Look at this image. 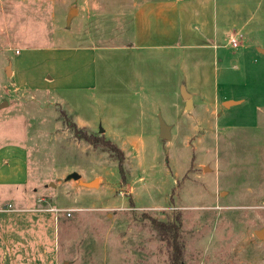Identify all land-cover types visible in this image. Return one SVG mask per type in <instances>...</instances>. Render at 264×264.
<instances>
[{
  "label": "rangeland",
  "instance_id": "374dc122",
  "mask_svg": "<svg viewBox=\"0 0 264 264\" xmlns=\"http://www.w3.org/2000/svg\"><path fill=\"white\" fill-rule=\"evenodd\" d=\"M153 1L0 0V148L27 154L0 186V264H169L152 219L178 220L180 264H264V0H214L218 46L188 81L166 49L130 50Z\"/></svg>",
  "mask_w": 264,
  "mask_h": 264
},
{
  "label": "crops",
  "instance_id": "0c3cea01",
  "mask_svg": "<svg viewBox=\"0 0 264 264\" xmlns=\"http://www.w3.org/2000/svg\"><path fill=\"white\" fill-rule=\"evenodd\" d=\"M213 8L214 0H162L138 5L133 12L134 43L131 42L130 48H134L130 50L152 52L158 48L166 49L169 54L178 58L179 68L184 72L185 81H188L186 59L189 56L191 62V51H214L218 46ZM86 48L91 53L100 50L96 46ZM201 55L197 53L195 57ZM199 60L195 61L198 63ZM17 72L10 62L12 81ZM47 79L52 81L51 76ZM180 91H187L184 84H181ZM26 157V151L19 143L5 144L0 148V186L25 183Z\"/></svg>",
  "mask_w": 264,
  "mask_h": 264
},
{
  "label": "trees",
  "instance_id": "16d2710c",
  "mask_svg": "<svg viewBox=\"0 0 264 264\" xmlns=\"http://www.w3.org/2000/svg\"><path fill=\"white\" fill-rule=\"evenodd\" d=\"M69 127L73 131L74 135L80 139H84L85 141L93 144V145H101L107 148L111 153L115 155L119 163V170L121 174H124L123 163H124V155L123 151L114 144L110 139L106 138L104 133L100 134H92L85 132L84 129L78 127L77 123L74 121H70L68 123ZM151 225L158 232L160 236H162L167 243L170 245L172 253L171 260L169 264H180L182 261V245L178 241L179 239V222L178 220L172 221H159L156 219L151 220Z\"/></svg>",
  "mask_w": 264,
  "mask_h": 264
},
{
  "label": "water",
  "instance_id": "95a60500",
  "mask_svg": "<svg viewBox=\"0 0 264 264\" xmlns=\"http://www.w3.org/2000/svg\"><path fill=\"white\" fill-rule=\"evenodd\" d=\"M73 10H71L72 13ZM70 16V15H69ZM68 16V18H69ZM67 18V19H68ZM262 52H264V50H262ZM182 94L185 97H188V94L185 93L184 91L182 92ZM190 102L189 98H187V105ZM232 103V101H226L225 104H229ZM168 127L164 124V122L162 121V119L160 120V135L162 138L167 139L168 138V132H167ZM100 131H102V129H100ZM69 178H72L74 180H78V182L82 185V186H90V185H94L97 183L96 179H93L91 181H83L80 177V174L73 172L69 175ZM255 235L259 238H264V228L263 229H259V230H255Z\"/></svg>",
  "mask_w": 264,
  "mask_h": 264
},
{
  "label": "built area",
  "instance_id": "2783aa9c",
  "mask_svg": "<svg viewBox=\"0 0 264 264\" xmlns=\"http://www.w3.org/2000/svg\"><path fill=\"white\" fill-rule=\"evenodd\" d=\"M236 44H237V43L233 40V41H232V45H233V46H236Z\"/></svg>",
  "mask_w": 264,
  "mask_h": 264
}]
</instances>
